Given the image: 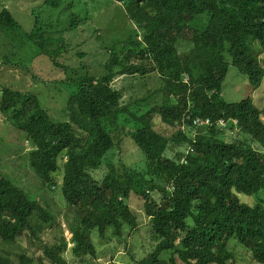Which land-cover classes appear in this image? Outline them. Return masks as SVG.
<instances>
[{
  "label": "trees",
  "instance_id": "obj_1",
  "mask_svg": "<svg viewBox=\"0 0 264 264\" xmlns=\"http://www.w3.org/2000/svg\"><path fill=\"white\" fill-rule=\"evenodd\" d=\"M116 1L125 4L140 40L121 50L115 45L105 65L93 70L98 76L68 77L77 85L66 105L71 122H54L30 92L3 88L0 99V113L34 147L29 164L44 186L52 190L56 174L62 176L61 193L72 211L68 227L73 255H95L90 241L94 230L102 237L112 228L119 233L121 220L138 227L127 203L134 193L144 199L157 242L138 264H229L235 259L234 246L264 264V108L254 106L251 96L239 102L223 97L231 66L248 77L251 92L264 81V0ZM46 3L58 9L63 0ZM74 21L79 25L81 20ZM35 25L25 45L36 47V56L61 57L64 44L49 50L52 38L48 29L38 27L39 16ZM19 29L10 11L2 8L0 31ZM152 74L159 76L161 86L130 102H122L123 92L111 84L117 76ZM157 91L163 103L143 111ZM185 115L209 118L211 125L201 127L195 141L189 140L179 128ZM220 119L237 121L248 139H226L224 128L217 125ZM158 125L172 135L160 133ZM119 131L143 153L146 170L140 173L122 161L117 167L110 162L105 171L102 168V179L96 178L93 172L105 165L115 147L111 134ZM171 143L192 144L194 151L184 162L185 152L168 157ZM153 193L160 196L158 201ZM242 194L253 202L241 199ZM30 197L0 170L2 243L14 244L23 234L38 241L41 228L50 227L60 213L48 201ZM41 249L45 259L64 262V239L50 247L43 243ZM31 254H19L18 264H35V252ZM40 258L38 264H46ZM0 264L15 263L1 256Z\"/></svg>",
  "mask_w": 264,
  "mask_h": 264
},
{
  "label": "rangeland",
  "instance_id": "obj_2",
  "mask_svg": "<svg viewBox=\"0 0 264 264\" xmlns=\"http://www.w3.org/2000/svg\"><path fill=\"white\" fill-rule=\"evenodd\" d=\"M61 5L60 8L55 9L50 7L46 0H0V10L2 8L9 10L20 25L19 31L16 32L7 31L6 34L0 31V99L3 88L30 92L38 96L42 107L54 122H71L66 105L69 98L77 92V85L73 81H68V77H84L87 73L98 76L100 73H94L93 70L106 62L115 45L117 48L121 47L120 50L123 49V45L125 48H131L133 43H136L134 39L140 40V36H134L135 24L126 15L125 4L116 0H63ZM38 16L40 24L38 27L48 29L47 37L52 38L47 45L48 49H56L62 45L61 43L64 44V53L61 57L52 60L46 55L36 56V47L29 49L30 46L25 45L29 43L26 35L35 30V17ZM76 18L81 20L79 25L74 21ZM83 19H86L85 23L82 22ZM260 60L264 66V54L260 56ZM58 64H62L63 67ZM24 74L29 78L24 80L22 78ZM187 81L188 78L184 77V82ZM111 84L116 90L123 92L122 102H130L142 98L148 91L158 89L161 80L156 74L150 77L117 76ZM154 94L149 101L150 106H142L143 111L146 112L152 106L163 103L164 96L158 91ZM250 96L254 106L259 109L264 108V81L251 92L248 77L231 66L223 83L224 99L227 102H239ZM6 116L0 113L1 172L30 194L33 201H48L52 210L60 213L50 227L41 228L38 234L40 237L36 242H33L32 237L27 234L19 236L14 244L0 241V257L8 256L11 262L18 264L19 254L26 252L29 255L32 252L33 256L35 252L34 263L38 264L39 258L45 259L46 255L41 249L42 244L50 247L61 242V239H64L67 245L62 256L64 260L62 264H138L143 257L154 251L157 242L152 236L151 224L145 213L144 199L130 193L127 203L136 216L138 227L134 229L121 220L119 233L114 232L112 228L102 237L97 230H94L90 233V241L95 255L75 257L72 253V235L68 227L69 222L72 221V211L61 193L62 176L56 174L57 185L52 190L44 186L29 164L28 153L33 149L32 146L12 129ZM159 120L158 117L155 118V122ZM181 126L184 127L180 130L189 140L195 141L200 134V128L191 127L186 123ZM229 126L234 127L231 129ZM223 128L224 136L228 140L248 139L236 122ZM156 129L167 137L172 135V132L164 131L160 125L156 126ZM111 137L115 147L109 153L105 165L95 170L93 175L102 179L107 163L111 162L117 167L120 161L136 172H145L143 153L136 148L130 136L119 131L111 134ZM185 145L169 144L166 155L181 156L185 152L184 159L186 155L192 153L190 152L192 144L188 147ZM152 197L158 201L160 196L153 193ZM240 197L247 200L248 204L254 200L243 194ZM234 252L235 259L229 264H260L251 259L248 252L240 246H234Z\"/></svg>",
  "mask_w": 264,
  "mask_h": 264
},
{
  "label": "built area",
  "instance_id": "obj_3",
  "mask_svg": "<svg viewBox=\"0 0 264 264\" xmlns=\"http://www.w3.org/2000/svg\"><path fill=\"white\" fill-rule=\"evenodd\" d=\"M183 118H185V119H183L182 122L192 121L194 123V125L198 127V129L201 127H204V126H210L211 125L209 118L192 117L191 115H185ZM235 122L237 123V121H235ZM227 124H228V122L225 119H220L217 122V125L219 127H225V126H227ZM190 152H193V151H190ZM190 152H187V154ZM183 161H186V159H183Z\"/></svg>",
  "mask_w": 264,
  "mask_h": 264
},
{
  "label": "bare ground",
  "instance_id": "obj_4",
  "mask_svg": "<svg viewBox=\"0 0 264 264\" xmlns=\"http://www.w3.org/2000/svg\"><path fill=\"white\" fill-rule=\"evenodd\" d=\"M187 122V123H186ZM218 122V121H217ZM182 123H186V124H190L191 125V127H194V128H197L198 129V127L197 126H195L194 125V123L192 122V121H185V122H182ZM182 127H184V126H179V128H182ZM191 151H194L193 150V148H192V150ZM50 264H59V263H56V262H51Z\"/></svg>",
  "mask_w": 264,
  "mask_h": 264
},
{
  "label": "clouds",
  "instance_id": "obj_5",
  "mask_svg": "<svg viewBox=\"0 0 264 264\" xmlns=\"http://www.w3.org/2000/svg\"><path fill=\"white\" fill-rule=\"evenodd\" d=\"M192 117H193V116H192ZM227 122H228V124H229V121H227ZM228 124H227V126H228ZM227 126H225V127H227ZM33 149H34V147H33ZM30 151H31V150H30ZM183 162H184V161H183ZM36 175H37V174H36ZM37 176H38V175H37ZM60 188H62V187L60 186ZM63 198H64V197H63ZM72 248H73V246H72ZM51 261H52V260H48V261L46 260L45 263H46V264H50Z\"/></svg>",
  "mask_w": 264,
  "mask_h": 264
}]
</instances>
